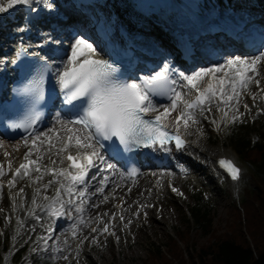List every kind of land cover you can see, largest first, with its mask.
Here are the masks:
<instances>
[{"label":"snow or ice","instance_id":"obj_1","mask_svg":"<svg viewBox=\"0 0 264 264\" xmlns=\"http://www.w3.org/2000/svg\"><path fill=\"white\" fill-rule=\"evenodd\" d=\"M40 4L52 7L49 0H7L6 4L0 2V13L16 6H28L35 11L33 5ZM97 57L98 50L93 42L83 36L74 40L66 59L56 70L63 104L68 106L71 115L65 119L58 113L55 123L42 132L35 128L38 115L12 124V128L23 129L27 133L22 142L28 150L23 162L15 169L11 160L7 162V171L5 164L0 163V195L5 188L15 189L18 181H27L11 196L13 208H16L18 199L28 202L26 188H32L28 215L39 222L42 217L35 209L40 208L50 218L71 220L67 231L72 239L77 240V256L83 243L89 239L83 236V228L98 233L90 240L93 245H99V235H116L113 229L117 214L113 213L108 222L104 220L107 213L91 218V222L84 215L86 206H100L91 197L99 195L102 202L109 199L104 193L110 178L103 172L114 170L115 165L108 163L98 150L105 146V141H113L110 147H114L117 153L138 147L165 153L170 152L173 146L176 150H184L189 144L186 137L193 134L189 130L194 125L199 126L202 119L220 132L229 125L244 122L242 117L245 113L240 112V106L245 95H250L254 103L257 100L264 102V72L261 71L264 51L254 57L225 58L190 74L177 71L165 62L161 70L131 81L121 79L119 69L112 62ZM42 85L43 78L34 86L21 90L32 94L34 106L43 100ZM253 85L256 92H252ZM157 98H166L168 103L158 105L155 102ZM243 108L246 112L251 111L247 103H243ZM214 109L217 115H213ZM260 112L264 113V108ZM203 134L202 127L198 128V137ZM3 147L0 143V148ZM4 155L8 157L10 154L5 152ZM46 159L48 163H45ZM217 163L233 181L240 179L241 169L231 159L221 158ZM93 168L97 172L89 176ZM9 173L11 179L5 184L2 178ZM138 174L134 168L129 176ZM45 177H49L46 182ZM91 181H96L97 186L89 192ZM53 187L54 194L47 195ZM172 191L183 195L175 187ZM38 200L43 203H38ZM140 207L143 209L144 205ZM135 215L138 217L139 212ZM6 219L11 221V217ZM119 219L123 221L124 216L120 215ZM18 225H23V221H18ZM54 231L49 226L47 235L39 237V241H43L42 251H49L48 241ZM116 239L119 242L118 236ZM64 244L67 245L68 241L65 240ZM51 251L60 254L65 249L57 245ZM62 258L69 259L68 255ZM49 259L54 260L56 256Z\"/></svg>","mask_w":264,"mask_h":264},{"label":"rangeland","instance_id":"obj_2","mask_svg":"<svg viewBox=\"0 0 264 264\" xmlns=\"http://www.w3.org/2000/svg\"><path fill=\"white\" fill-rule=\"evenodd\" d=\"M117 4L118 3L111 0L103 1L102 4L97 7V9L102 12L100 16H102L104 12L112 17L119 12H122V15H127V11L124 7L120 6L121 4ZM122 15H118V18L115 19V21L120 20ZM107 19L108 18L106 17H101V20L106 26L108 25ZM113 26L114 23L110 29H113ZM91 27L92 24L89 25V31L91 30ZM72 28L73 27L67 28L66 33L68 32V29ZM209 43L211 42H207V44ZM262 51H264V46L253 52V54L256 56V54H259ZM203 52L207 51L203 49ZM203 54H205L207 63H203L202 59H200L201 63L192 66V71L190 72H195L200 68H206L221 62L220 60H215L211 57L212 54H217L216 49L215 52L212 49L211 51L209 50L208 53ZM234 56L238 55L235 54ZM256 91L257 89L253 85L252 92ZM243 103L249 104L251 108L250 112L245 111ZM261 108H264V102L258 100V102L254 103L250 95H245L240 106V112L245 113L244 117H242L244 121L243 124H246L245 122L247 121L257 130L258 126L264 121V113L260 112ZM162 110L163 109L161 108L160 111ZM173 115H175V113H173ZM213 115H217L215 109L213 110ZM230 126L231 125L225 127L224 130L217 132L213 125L203 119L199 126L194 125L189 131L195 133L196 136H198V128L202 127L203 129L204 134L199 136L202 144V151L199 155H195L193 159L186 157L183 160L184 164L193 169V174L183 177L177 175L171 170H166L165 172L149 170L145 172V174L139 177V181L136 182L135 180L133 184L135 183V185H138L144 179L149 178V175L150 177L156 175L158 178L161 176L162 180L157 187H155L156 183L147 186V190H153V193L155 192V189L158 188L164 190L163 193L157 191V193L154 194V200L157 201V207L155 206V208L158 209L153 210L154 212L150 211L149 216L146 217L147 220L145 219L143 221L140 216L137 217L135 215V213L138 212V210L135 209V206L132 208L128 206L129 215L126 217L127 220L124 219L121 221L118 219L114 223L115 227L113 230L116 235H99V245H93L90 243L92 236L98 235V233H92L90 228H84L82 231L83 236L89 238L84 242V251L82 253L80 249L78 256L77 254H68V260H64L62 256H57L56 253H53L52 251L51 253L49 251H42L41 249L43 248V245L39 248L34 247L37 249L35 252L33 251L34 248H30L29 244L23 247L15 245L13 232L15 231L16 223L10 224V226L5 229L7 211L5 210L6 207H2L0 204V209L5 210L0 213V251L7 250L10 252L12 250L10 253H13L11 260L8 258L5 259L4 257V262L1 264H16V261L14 260V254L16 251L23 252V257L18 264H42V262L36 260L38 256L42 258L47 257L48 261L46 264H143V259L147 257L152 244H164L168 233L174 234L177 229L184 228L187 223L186 220L190 216L189 210L191 206L194 205V197L197 192H199L202 195L203 200L211 206L212 215L214 217L213 224L216 227L221 228V230L224 229L229 218L231 203L234 200L239 202L243 198L244 188L249 186L251 173L253 171L250 162L243 159L235 150L236 148L232 140L229 138L228 130ZM50 127L44 128L41 132L47 131ZM250 136L253 141L258 140V132L253 131ZM222 152H230V154H232V156H234V158L243 166V176L236 185L228 184L223 178L217 176L218 172L215 170L214 159L216 155H219ZM26 182L27 181H23V184ZM173 187L179 189L183 195H178L173 192ZM91 190L93 191L94 189ZM106 190L113 191L112 186H108ZM132 201L135 202V200ZM152 207H154V205ZM106 213H108L106 217L110 218L114 211L112 212L108 210ZM95 215L96 212L93 211L88 215V218H93ZM135 217L136 219H134ZM22 220L26 221V218L22 217ZM129 220L132 222L130 223L131 228H125L124 225H128ZM55 227V230L60 229L59 225ZM193 228L194 229L191 231V237L199 242H205L207 240L206 234L200 230L196 231L195 227ZM117 236L119 237V242H117ZM67 238L69 241H75L70 234L67 235ZM6 242L7 247H4ZM75 242H77V240ZM14 246L17 247L12 249ZM55 246L57 245L54 239V241H51V248L49 247V249H52ZM69 249L71 250V248ZM50 256H56V259L50 260Z\"/></svg>","mask_w":264,"mask_h":264},{"label":"bare ground","instance_id":"obj_3","mask_svg":"<svg viewBox=\"0 0 264 264\" xmlns=\"http://www.w3.org/2000/svg\"><path fill=\"white\" fill-rule=\"evenodd\" d=\"M111 1H114V2L121 4V5L123 4L122 6L125 5L121 0H111ZM251 1H252V3H250V14L253 12L254 15H260L262 18H264V5L260 3L261 4V9H260L258 7L260 5L259 0H251ZM0 2H3L6 4L7 0H0ZM212 2L214 3L215 8H214V10L210 11L211 9L208 10L207 8H205L206 7L205 5L204 6L200 5L199 0H175V8L173 9L172 12L169 13L168 17L169 18H171V17L175 18L174 19L175 22L181 21L183 24L191 23L195 26L199 22L203 21L204 18H208L210 15H217L216 13H220L219 9H217V7H216V6H218L219 1L212 0ZM238 2H239V4H238ZM242 3H245V2L240 1V0H235L234 5H233V10H231V11H234V13H238V10L240 8H244V5ZM185 5H186V7H188L189 5L190 6L193 5V7H196L198 14L194 13L193 11L189 12L186 8H183V10L180 11L179 9L184 7ZM45 6L48 7L47 5H45ZM20 9H21V6H16L14 9H10L9 11H7L5 13H0V36L2 35L3 32H6V29L8 27H11V29L18 27V25H19L18 20L12 19L11 14L17 13ZM176 9H178V13H183V14L179 15L177 17H174L175 11H177ZM48 10H50V9H48ZM231 11H228V12H231ZM100 14H98V15L96 14V16H95L96 20L101 19V17L108 18L107 19L108 25L106 26V29H107V31H110L111 30L110 28H111L112 24L114 23L115 19L118 18L117 17L118 15H122V12L114 14L113 17L106 12H104L102 16H100ZM122 16H123L122 18H124L125 20H129L127 15H122ZM78 19H82V20H78ZM78 19H76L73 22H69V21L63 22L61 30L63 31V33H64L63 35L66 37L67 41H70L72 39L74 40V38L70 35V31L76 27H79L81 29V35L83 37H90L91 35H93L91 33V31H89V23L91 20H94L91 18V15L89 13H87ZM69 27L70 28L73 27V28L68 29V32L66 33V30ZM134 27H135V24H134ZM138 28H140V30L143 29L142 26H140ZM40 31H42V29H40ZM8 35H9V33L6 34V37ZM220 36L224 37L223 35H220ZM94 45L97 47L99 55H102V56L105 55L104 49H103L102 45L100 46V43L98 41L94 42ZM70 47L66 48V54L68 53ZM203 49H205L207 51L206 53H208L209 50L211 51L212 49L215 52V49H216L217 54H215V55L212 54L213 56L212 55L211 56L215 60H220L221 62L223 61V59L229 58V57H234V55L236 54L234 50H231L228 47H225L223 50H219L214 42H211L209 44L204 43ZM237 49L242 50V49H240V46H238ZM256 49L257 48H255L252 51V53L244 55V56H240V57H254L255 54H253V52H255ZM256 55H258V54H256ZM65 59H66V55L63 57V60H65ZM192 66H191V68H192ZM261 71L264 72V67L261 68ZM185 73L190 74L192 72H190L188 70ZM262 83H264V78H262ZM256 102H258V100ZM54 123H55V119L51 123V126ZM186 138L189 141L188 147L183 151L182 154L177 156V158L180 159L181 161H183L184 158H186V157L193 159L195 157V155H199L200 152L202 151L201 140L199 139L198 136H196L195 133H193L190 136H187ZM22 141H23V139H19V140H15V141H8L0 135V143H3V145H4L3 148H0V156H1L0 163L5 164V170L6 171H7L8 160H11L13 169L17 166V164L21 160H23V156L27 152L28 149L23 145ZM17 147L19 148L18 151L16 150ZM5 152H8L10 155L8 157H5V155H4ZM225 154L231 155L230 152L229 153L228 152H222L219 155H225ZM45 163H48L47 159L45 160ZM140 176L133 178V179H125V177L122 176L120 174V171L115 167L114 171L109 173L110 180L108 183V186H110V185L112 186L113 191L106 190L107 189L106 188L105 193H104V195H107L109 197L108 201L102 202V197L99 195L91 197L92 201L99 204L100 206L98 208H92L90 205L86 206V219H89V221L91 222V218H88V215L91 214L93 211L96 212V215L93 217V218H95L98 215L106 213V211L110 210L112 212L114 211V213L117 214V218L115 221H117L119 219L120 215H123L124 219L127 220L126 217L129 215L128 206H130L131 208L135 206V209L138 210V212H139V216L144 221L146 219V217L149 216L150 211L154 212L153 210L158 209V208H155V206L157 207V205H156L157 201L154 200V194L157 193V191L158 192L161 191L163 193L164 190L162 188H158V189H155L154 193H153V190H147V186H150V185H153L154 183H156L155 187H157L159 185V182H161V180H162L161 176L158 178V176H156V175L151 176V177L149 175V178L144 179L138 185H135V183L133 184V182L135 180H136V182L139 181ZM6 177H7V180H6ZM10 178H11V173H9L8 176L7 175L4 176L2 179H3V182L5 184H7V181ZM47 179H49V177H45L44 182H46ZM26 183H28V182H26ZM93 183H94L93 187L95 189V187L97 186V182L93 181ZM25 184H23V181H18L17 187L15 188L17 190H15V189L8 190L7 188H5L3 194L0 195V204L2 205V207H4V206L6 207V209H5L7 211L6 217H11L10 222L7 219H5V229H7V227L10 226V224L16 223L15 231L13 232V238L15 240V245H17L19 247H23V246L29 244L30 248H34V247L39 248L41 245H43V241H39V237L41 235H46L45 233H46V230L49 228V226H51V227L58 226L63 221H60L58 223V225L57 224L54 225L53 223H51L49 221V218L47 217L48 215H46L44 212H42L40 208L35 209L36 213L42 217V219L39 222H37L36 220L34 221L33 217L28 215V211H29V209H31L30 198H31V194L33 192L32 188H26V193L29 197L28 202L25 203L24 201L18 199L16 202V208L14 209L13 208V202L11 200V196L15 195L18 192L19 188L23 187ZM117 185H118V187H117ZM54 192H55V188L53 187V188L49 189L47 195L52 196L54 194ZM132 200H135V202H133ZM38 203H43V202L38 200ZM117 205H119L120 207H117ZM141 205H144L143 209H141V207H140ZM153 205H154V207H152ZM5 210L0 211V213L5 211ZM73 215H75V213H73ZM22 217L26 218V221L22 220ZM62 218L66 219V217H62ZM109 219L110 218H108L106 216L104 217L105 222H108ZM134 219H136V217ZM21 220L23 221V225H18V221H21ZM115 221H114V223H115ZM65 222H66V220H65ZM130 223H132V222L129 220L128 221V228H131ZM92 226L95 227L96 224L93 223ZM100 226H103V225H100ZM33 228H34V231L32 230ZM55 228H54V230H55ZM69 234L71 235V233L69 231H63L61 229H58V230L56 229L54 232V236L52 237V239H55L56 244L61 246L62 249H65V251L63 253L58 254L59 256L68 255V254H77L76 253L77 250L75 248L77 242H75L76 240L75 241H69L67 238V235H69ZM29 237H31V239H29ZM65 240L68 241L67 245L64 244ZM84 245H85V243H83V246ZM17 246H14L12 249H15ZM49 246H51L50 240L48 241V247ZM83 246L81 248L82 253L84 251ZM69 248H71V250ZM10 252L5 253L6 258H8V256H10L9 255ZM9 259L11 260L10 257H9ZM61 263H63V262H61Z\"/></svg>","mask_w":264,"mask_h":264},{"label":"trees","instance_id":"obj_4","mask_svg":"<svg viewBox=\"0 0 264 264\" xmlns=\"http://www.w3.org/2000/svg\"><path fill=\"white\" fill-rule=\"evenodd\" d=\"M245 123L231 125L229 138L253 171L243 198L231 203L226 227L221 230L213 224L211 206L197 192L184 228L168 233L164 244H152L143 264H264V121L257 130ZM253 131L258 140L251 139ZM193 227L206 234L205 242L191 237ZM36 260L48 261L40 256Z\"/></svg>","mask_w":264,"mask_h":264}]
</instances>
